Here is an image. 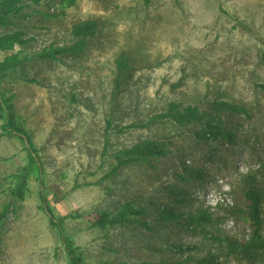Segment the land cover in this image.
Returning a JSON list of instances; mask_svg holds the SVG:
<instances>
[{
	"label": "rangeland",
	"instance_id": "obj_1",
	"mask_svg": "<svg viewBox=\"0 0 264 264\" xmlns=\"http://www.w3.org/2000/svg\"><path fill=\"white\" fill-rule=\"evenodd\" d=\"M70 1L14 0L10 22L0 23V36L18 30L25 40L0 46L1 62L68 44L75 23L98 21L80 55L0 72V264H74L71 250L81 264L208 254L214 264H264V250L248 259L208 233L159 219L164 206L206 209L212 234L248 238L243 196L253 184L264 217V0ZM122 54L129 61L120 72ZM216 100L251 113L222 114L236 127V145L200 140L198 124L160 115L178 104L206 111ZM11 115L24 133L9 130ZM148 140L164 142L166 154L128 161ZM170 184L186 187L191 201L169 195ZM121 212L135 222L115 221ZM180 244L197 248L182 252Z\"/></svg>",
	"mask_w": 264,
	"mask_h": 264
},
{
	"label": "trees",
	"instance_id": "obj_2",
	"mask_svg": "<svg viewBox=\"0 0 264 264\" xmlns=\"http://www.w3.org/2000/svg\"><path fill=\"white\" fill-rule=\"evenodd\" d=\"M6 1L7 2L2 3V7H0V23L10 22L7 20L9 17L8 15L10 11L15 8V4H13L14 0ZM74 2L75 0H71L70 5L74 4ZM97 28L98 21L94 18H87L77 22L72 26L73 39L68 44H51L43 47L32 55L21 56L24 51H18L12 53L11 55H7L4 60L0 62V72H6L10 68H14L31 58H52L68 53L80 55L87 47L89 39L96 35ZM22 36L23 33L18 30L5 33L0 36V46L4 49H12L16 43L25 42ZM117 61L120 67V72H122L124 70L123 68L127 67L126 63L129 61V58L127 55L122 54L118 57ZM259 86L264 89V84H259ZM231 112L243 114L248 117L251 116V113L246 105L227 100H216L212 102L210 108L206 111H201L198 106L182 107L180 104L172 105L167 113H161L160 115L173 117L181 125L198 124L199 127L194 129V134L200 140H225L232 145H236L238 143V133L236 132V127L228 126L222 117V114H228ZM9 122L10 124L8 128L11 132L19 134L25 132L22 127L15 124V120L12 115ZM166 152L167 147L164 142L148 140L143 143H139L130 149L128 153L131 156L128 161L145 160L151 156H162L166 154ZM187 170L196 176L203 175L201 169L194 168L189 165H187ZM22 184H25V180L22 181ZM165 190L169 195L177 197L180 202H189L192 199L189 190L179 184L167 185ZM18 194H23L22 188L19 189ZM243 200L246 206L245 214L249 220L251 231L250 236L244 239H239L229 235L219 236L212 234L208 229L207 224L213 222L214 219L206 209H202L198 212L183 213L175 206H164L160 212L159 219L164 222L178 223L184 226L185 229L191 233H208L212 239L225 244L231 251L241 253L248 259H253L257 256L259 251L264 250L263 196L259 188L253 184L244 191ZM133 212L134 214H139V211L136 209ZM141 212V214H145L144 210H141ZM1 218H3L2 214H0V220ZM105 220V214L101 213L97 216V221L103 223ZM114 220L124 222L125 224L135 222L132 217H127L123 215L122 212L120 215H117ZM177 246L182 252L187 249L193 250L197 248L196 245H186V247H183L180 244ZM71 253L74 264H81L82 258L72 250ZM214 260L215 256L213 254H208L201 259H194L190 256L185 258L180 256L179 259L175 261L163 262L162 264H214Z\"/></svg>",
	"mask_w": 264,
	"mask_h": 264
}]
</instances>
